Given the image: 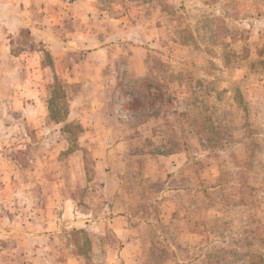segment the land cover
<instances>
[{"label":"rangeland","instance_id":"374dc122","mask_svg":"<svg viewBox=\"0 0 264 264\" xmlns=\"http://www.w3.org/2000/svg\"><path fill=\"white\" fill-rule=\"evenodd\" d=\"M0 264H264V0H0Z\"/></svg>","mask_w":264,"mask_h":264},{"label":"trees","instance_id":"16d2710c","mask_svg":"<svg viewBox=\"0 0 264 264\" xmlns=\"http://www.w3.org/2000/svg\"><path fill=\"white\" fill-rule=\"evenodd\" d=\"M76 233H78V234H83L84 232H83V231H77Z\"/></svg>","mask_w":264,"mask_h":264}]
</instances>
